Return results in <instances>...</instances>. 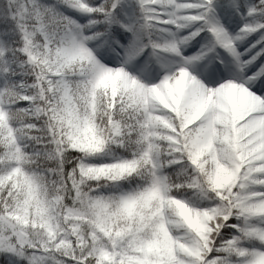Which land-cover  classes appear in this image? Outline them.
I'll list each match as a JSON object with an SVG mask.
<instances>
[{"label":"snow or ice","instance_id":"6c2138e0","mask_svg":"<svg viewBox=\"0 0 264 264\" xmlns=\"http://www.w3.org/2000/svg\"><path fill=\"white\" fill-rule=\"evenodd\" d=\"M0 264H264V0H0Z\"/></svg>","mask_w":264,"mask_h":264}]
</instances>
